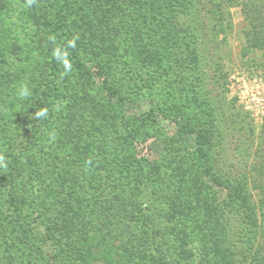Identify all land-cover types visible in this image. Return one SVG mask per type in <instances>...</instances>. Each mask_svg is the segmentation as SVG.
Returning a JSON list of instances; mask_svg holds the SVG:
<instances>
[{
    "label": "trees",
    "instance_id": "obj_1",
    "mask_svg": "<svg viewBox=\"0 0 264 264\" xmlns=\"http://www.w3.org/2000/svg\"><path fill=\"white\" fill-rule=\"evenodd\" d=\"M63 1L37 0L29 8L25 0H0V14L4 9L14 20L16 10L24 12L0 28V105H20L16 128L29 121V106L43 108L36 99L43 85H66L51 88L65 96L64 108L36 118L20 162L0 168V264H233L236 241L244 238L215 222L221 215L210 185L209 118L186 76L199 60L180 17L203 0H79L75 13L62 12ZM204 7L213 18L222 6ZM12 23L27 36L11 38ZM54 25L62 45L79 36L74 51L81 57L63 77L48 41ZM247 40L249 49H264V39ZM89 61L105 75L122 76L111 82L117 100L89 73ZM122 62L132 65L135 81L122 74ZM21 84L31 90L27 99L17 95ZM133 89L150 92L152 110L128 113L134 94L126 92ZM157 110L201 128L196 152L163 134ZM1 133L7 160L18 131ZM151 141L165 147L161 162L141 150ZM235 199L247 225H256L253 213L264 211V197L255 203L240 190ZM258 217L264 222V213Z\"/></svg>",
    "mask_w": 264,
    "mask_h": 264
},
{
    "label": "rangeland",
    "instance_id": "obj_2",
    "mask_svg": "<svg viewBox=\"0 0 264 264\" xmlns=\"http://www.w3.org/2000/svg\"><path fill=\"white\" fill-rule=\"evenodd\" d=\"M208 2L211 5L222 6L218 9L220 12L213 18L204 7ZM71 4L73 6H69ZM196 6L189 14L181 16L180 20L192 35L191 44L198 55L197 71L187 73L186 76L191 85L196 86L194 97L199 100L202 108L207 110L204 114L209 119L205 133L214 146L211 151L210 172L220 176L215 179L213 175L210 184L217 194V210L221 215L215 222H219L231 233L235 230L234 233L240 232L243 235L244 239L236 241L237 244L234 246L236 254L233 264H258L256 260L261 259L263 260L261 264H264V222L258 217L262 216L264 211L252 212L254 224L256 220L258 222L256 225L248 226L246 210L235 199V194L240 190L250 196L255 203L264 197V49H249L247 40L248 37L264 39L260 34L264 29V0H203V3ZM60 7L64 13L66 10L74 13L77 10L81 11L79 0H64ZM261 7L263 11L260 14L258 10ZM4 11L3 9L0 14V28L7 20L18 22L17 16L23 17L24 13L22 10H16L13 20L10 16L4 15ZM55 26L50 35L56 36L57 45L64 46L65 44L62 45L60 42L61 31H57ZM10 28L11 38L23 39L27 36L23 32H18L21 30L18 23H12ZM254 30L256 32H253ZM0 36L5 37V29L0 30ZM69 52V58L72 64H75L81 55L74 49H69ZM6 54L9 55V52ZM118 67L130 81L138 78L130 63L122 62ZM88 69L89 73L96 75L99 84L104 82L106 96L117 100L119 94L111 82L113 77L122 76H113L109 72L105 75L96 63L90 61ZM47 83L51 85L48 87L43 85L44 87L40 89L41 95L36 96V99L42 98V106L48 113L54 109H63L65 96L62 94L57 97V94L51 92V88L54 84L66 85L53 81ZM126 93L134 94L128 97V113L141 115L152 110L149 91L133 89ZM29 108V121L25 127L19 129L16 128L18 124L14 121L17 118L15 114L20 111V105H10V108L7 103L0 105V135L4 130L6 133L10 132L11 126L18 131L12 150L6 154L7 167L11 162L17 163L22 152L26 150V141L34 131L36 119L34 114L42 109L36 106ZM154 118L168 138H178L190 152L198 150L197 136L201 128L195 123L187 119L183 121L173 119L167 112L161 110L156 111ZM7 136L10 137L9 134ZM141 150L154 162H161L165 154L162 141H151ZM5 240L6 237L2 241ZM2 246L0 245V248Z\"/></svg>",
    "mask_w": 264,
    "mask_h": 264
},
{
    "label": "clouds",
    "instance_id": "obj_3",
    "mask_svg": "<svg viewBox=\"0 0 264 264\" xmlns=\"http://www.w3.org/2000/svg\"><path fill=\"white\" fill-rule=\"evenodd\" d=\"M36 3L37 0H25V5L29 8H31ZM78 40L79 36L75 35L70 40H67L64 46H59L57 45L55 35L48 36V41L52 45H54L52 50V56L55 61L63 68V72L61 73L62 77L69 75L72 72L73 64L69 58V49H75L77 47ZM17 95L21 99H27L31 95V90L29 89L27 84H21L17 90ZM34 115L37 119L46 118L48 115V110L46 108L39 109L35 112ZM0 168H7V160L3 154H0Z\"/></svg>",
    "mask_w": 264,
    "mask_h": 264
}]
</instances>
